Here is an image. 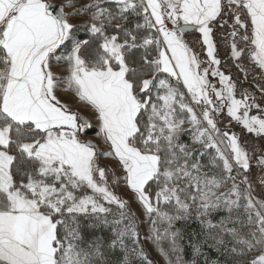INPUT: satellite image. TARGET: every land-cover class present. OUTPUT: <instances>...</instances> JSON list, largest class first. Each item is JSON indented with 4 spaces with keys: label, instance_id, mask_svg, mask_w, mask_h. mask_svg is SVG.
<instances>
[{
    "label": "snow or ice",
    "instance_id": "6c2138e0",
    "mask_svg": "<svg viewBox=\"0 0 264 264\" xmlns=\"http://www.w3.org/2000/svg\"><path fill=\"white\" fill-rule=\"evenodd\" d=\"M161 261L264 264V0H0V264Z\"/></svg>",
    "mask_w": 264,
    "mask_h": 264
},
{
    "label": "rangeland",
    "instance_id": "374dc122",
    "mask_svg": "<svg viewBox=\"0 0 264 264\" xmlns=\"http://www.w3.org/2000/svg\"><path fill=\"white\" fill-rule=\"evenodd\" d=\"M189 38L191 39V37H189ZM220 51H221V54L224 55V49L222 47H221ZM177 226H179V224ZM193 227H195V225H193ZM149 251L152 253V258L153 259H155V260H159L160 259L154 250L149 248ZM188 253H189V256H190V249L188 250ZM161 264H162V261H161Z\"/></svg>",
    "mask_w": 264,
    "mask_h": 264
},
{
    "label": "trees",
    "instance_id": "16d2710c",
    "mask_svg": "<svg viewBox=\"0 0 264 264\" xmlns=\"http://www.w3.org/2000/svg\"><path fill=\"white\" fill-rule=\"evenodd\" d=\"M190 39V38H189ZM220 56L223 57V55L221 54V51H220ZM237 132H239V129H236Z\"/></svg>",
    "mask_w": 264,
    "mask_h": 264
}]
</instances>
